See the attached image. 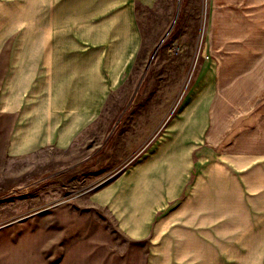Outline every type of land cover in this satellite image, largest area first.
<instances>
[{
  "label": "crops",
  "instance_id": "crops-1",
  "mask_svg": "<svg viewBox=\"0 0 264 264\" xmlns=\"http://www.w3.org/2000/svg\"><path fill=\"white\" fill-rule=\"evenodd\" d=\"M155 2L0 0V65L15 37L0 73L7 157L69 154L128 79L138 9ZM206 47L192 92L157 134L174 96L151 110L147 142L114 131L79 162L101 170L88 203L144 242L145 264H264V0H208Z\"/></svg>",
  "mask_w": 264,
  "mask_h": 264
},
{
  "label": "rangeland",
  "instance_id": "rangeland-1",
  "mask_svg": "<svg viewBox=\"0 0 264 264\" xmlns=\"http://www.w3.org/2000/svg\"><path fill=\"white\" fill-rule=\"evenodd\" d=\"M137 17L142 43L135 66L69 154L7 157L13 118L0 114V264H145L144 242L127 238L105 210L88 203L86 187L101 170L79 162L114 131L122 142H147L148 116L165 95L174 99L152 135L175 115L208 55V0H156ZM14 41H7L0 73Z\"/></svg>",
  "mask_w": 264,
  "mask_h": 264
}]
</instances>
